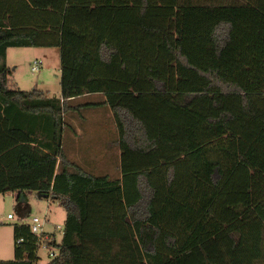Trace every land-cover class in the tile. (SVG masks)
Here are the masks:
<instances>
[{
  "label": "trees",
  "instance_id": "trees-1",
  "mask_svg": "<svg viewBox=\"0 0 264 264\" xmlns=\"http://www.w3.org/2000/svg\"><path fill=\"white\" fill-rule=\"evenodd\" d=\"M10 48H58L60 96L13 88ZM106 113L115 168L75 162ZM26 191L65 211L47 264H264V0H0V195ZM12 233L0 264H39Z\"/></svg>",
  "mask_w": 264,
  "mask_h": 264
},
{
  "label": "rangeland",
  "instance_id": "rangeland-1",
  "mask_svg": "<svg viewBox=\"0 0 264 264\" xmlns=\"http://www.w3.org/2000/svg\"><path fill=\"white\" fill-rule=\"evenodd\" d=\"M40 62L37 71L32 72L33 62ZM10 83L13 88L21 91L40 90L49 97L60 96V51L58 48H13L8 51ZM88 112H82L86 114ZM95 123L88 120L87 123ZM113 130V127L110 128ZM113 131L110 133L113 136ZM109 134V133H108ZM99 135H104L100 133ZM23 197V200H22ZM11 214L12 219H7ZM33 217L44 222L43 231L54 233L60 240L65 219L63 207L50 199L38 197V194L26 191L19 197L18 192L0 195V260L13 259L14 224H29ZM59 226L61 231L56 230ZM39 264H47L51 259L47 251L40 248L37 252Z\"/></svg>",
  "mask_w": 264,
  "mask_h": 264
},
{
  "label": "crops",
  "instance_id": "crops-1",
  "mask_svg": "<svg viewBox=\"0 0 264 264\" xmlns=\"http://www.w3.org/2000/svg\"><path fill=\"white\" fill-rule=\"evenodd\" d=\"M13 48H10L6 52V65L9 68V63H8V51ZM10 72V69H9ZM103 96L101 94H92L87 97L88 102L93 101V102H102ZM76 99L72 100L75 101ZM107 114V113H106ZM86 116H93V114H88ZM99 117L98 115H95ZM90 120V118H87ZM88 120H85L86 124L85 127L86 132L83 131V129L80 127V125L75 122L74 120L72 121L76 133L71 134V145H70V157L73 159L75 162H81L83 158L87 161H92L95 163V165L98 168H103L107 170H112L115 168L112 163H111V156L117 155V159L119 157V152H118V146H117V131L116 128L113 127L114 134L110 133L113 131L112 126H110V116L109 113L107 114V119L104 123L102 122H97L95 120V123H87ZM100 133H104V135H99ZM109 133V134H108ZM118 162V161H115ZM115 164V163H114Z\"/></svg>",
  "mask_w": 264,
  "mask_h": 264
},
{
  "label": "built area",
  "instance_id": "built-area-1",
  "mask_svg": "<svg viewBox=\"0 0 264 264\" xmlns=\"http://www.w3.org/2000/svg\"><path fill=\"white\" fill-rule=\"evenodd\" d=\"M40 64H41L40 62H35L34 61L32 63V66H31V71L32 72L37 71L39 66H40ZM12 218L13 217H12L11 214L7 215V219H12ZM43 224H44V222L41 221L39 218L33 217L30 220V223L28 225L30 226L31 233L38 237V240H39V248H38V250L40 248H44L47 251L48 257L52 260V259H54L57 256V252L55 250L51 249L48 246V242L50 241L48 236L45 235L43 237V234L46 233V232L43 231ZM56 230L61 231V228L59 226H57ZM18 242H20V240ZM38 250H37V252H38Z\"/></svg>",
  "mask_w": 264,
  "mask_h": 264
},
{
  "label": "water",
  "instance_id": "water-1",
  "mask_svg": "<svg viewBox=\"0 0 264 264\" xmlns=\"http://www.w3.org/2000/svg\"><path fill=\"white\" fill-rule=\"evenodd\" d=\"M38 197L43 198V199H48L49 198L48 195H38ZM22 200H23V197H22Z\"/></svg>",
  "mask_w": 264,
  "mask_h": 264
}]
</instances>
